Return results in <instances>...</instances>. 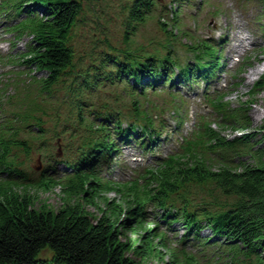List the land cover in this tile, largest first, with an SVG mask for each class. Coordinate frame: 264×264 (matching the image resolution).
I'll return each mask as SVG.
<instances>
[{
	"label": "trees",
	"instance_id": "1",
	"mask_svg": "<svg viewBox=\"0 0 264 264\" xmlns=\"http://www.w3.org/2000/svg\"><path fill=\"white\" fill-rule=\"evenodd\" d=\"M127 2L122 45H115L104 27L94 31L92 46L83 50L79 32L84 0H0L7 33L15 40L31 38L19 56L22 63L46 73L31 84L35 96L31 89L18 88L22 80H17L11 84L13 94H6L5 101L0 97V264H144L163 259L161 249L170 254L168 264H200V256L207 258L215 248L219 259L222 247L227 264H264V149L257 150L261 155L256 165L241 163L236 169L226 158L225 165L215 169L210 158L218 152L227 156L236 149L252 150L258 132L262 135L256 142L264 141V125L247 133L250 106L233 107L225 100L228 92H205L207 115L198 114L176 151L156 157L141 178L121 183L102 176L122 145L154 154L166 128V122L156 123L164 120L158 98L168 100V108L178 105L177 99L185 107L179 87L202 80L209 89L222 61L220 49L209 41L184 44L185 58L177 54L179 34L168 29L165 19L175 25L179 18L169 4ZM152 20L164 41L136 42L132 36ZM245 67L241 65L237 75ZM261 79L249 95L264 87V76ZM107 86L122 89L107 101L97 100ZM60 96L70 109L62 117L56 107ZM179 108L175 114L181 113ZM48 112L56 117L52 127L45 125ZM224 129L246 133L229 140L220 131ZM50 132L55 138L57 132L69 134L70 142L60 158L47 155V166L32 178L26 163ZM61 164L70 172L60 174ZM59 186L68 203L57 212L33 207L31 188L50 191ZM108 193L121 194V202L106 201L107 210L92 221L85 206L97 205ZM207 228L211 235L203 234ZM125 231L139 235L137 242L123 241ZM46 250L52 253L50 259L41 257ZM131 250L139 261L128 256Z\"/></svg>",
	"mask_w": 264,
	"mask_h": 264
},
{
	"label": "rangeland",
	"instance_id": "2",
	"mask_svg": "<svg viewBox=\"0 0 264 264\" xmlns=\"http://www.w3.org/2000/svg\"><path fill=\"white\" fill-rule=\"evenodd\" d=\"M164 4H171L173 9L177 10L179 22L175 25L165 19L168 29L179 34L178 35V55H183L187 52V46L184 44H191L197 41L206 40L207 38L214 39L220 42L222 55L224 56L225 65L218 71V76L211 82L212 90L216 88L224 89L227 85L229 94L226 101L230 102L233 107L245 106L247 108L248 117H250L251 126L247 133L258 130L264 125V87L254 96L249 95L253 89L254 84L262 80L264 76V69L259 73H253L252 70L256 68H264V1L263 0H196L192 4H182L173 2L172 0H161ZM183 2V0L181 1ZM86 14L84 21L81 25L79 32V47L83 50L92 46V34L94 31L99 33L100 28L106 27L111 41L118 46L123 43L124 27L127 18L125 6L128 4L127 0H84ZM159 24L156 20L148 22L146 25L141 26L139 32L133 39L138 43L147 44V38L153 40L164 41V34L158 29ZM7 20L0 17V55L3 62H0V97L2 100H7L6 94H13L11 84L22 80L17 86L18 88L28 89L31 94L36 93V88L31 84H35L36 80L46 76L44 71H35L27 68V65L22 63L20 54L26 51L30 37L24 36L20 40H15L12 34L6 35ZM189 31L191 36L181 34V31ZM98 35V34H97ZM96 35V36H97ZM87 46V47H86ZM13 60L14 62H8ZM238 63H246L245 70L239 77L235 78V69ZM223 69V70H222ZM25 70V71H23ZM237 71V70H236ZM23 72V73H22ZM32 72V73H31ZM20 75V76H19ZM35 76V77H34ZM242 79V80H241ZM241 80L240 86H232L233 82ZM22 85V86H21ZM200 87L196 89H189V85L181 86L182 99L186 102V106L182 104L180 99H177L175 107L168 108V100H161L158 98L160 110L164 118L156 122L157 124L165 123L166 128L163 130L162 139L155 147V153H143L139 146L122 145L121 153L113 157V162L109 167L105 166L102 169V176L105 179H112L117 182H134L137 177L141 178L140 174L143 173L145 168L152 167L156 157H164L173 153L178 148L180 139L184 135H188L194 128L196 119L200 115H205L207 107L203 104V88L204 84H199ZM225 86V87H224ZM122 86L110 87L107 86L101 89L98 93L97 100H109L112 94L121 91ZM7 92V93H6ZM34 95V94H33ZM35 96V95H34ZM129 99V98H126ZM62 97L56 102V107L62 117L66 112L69 113L70 109H66L65 104H61ZM249 101H252L248 103ZM162 105V106H161ZM180 107V108H179ZM7 109H13L12 106H6ZM168 108V109H167ZM180 110L182 119L176 117L174 112ZM187 109V112H183ZM0 115H3L4 109L0 110ZM12 111V110H8ZM50 115L45 117V125L52 127L53 120L56 118L54 113L48 112ZM156 118V113H153ZM213 128L219 130L216 125ZM62 130V127H58ZM222 135L227 139L232 140L235 137H242L243 130L234 131L232 129L220 130ZM59 133V138L53 137L52 132L44 135L45 145L40 146L38 150L33 152L29 162L26 163L29 175L32 178L38 177L41 170L45 169L50 157L47 155L56 154L57 158L63 155L65 145L70 142L69 134ZM262 133L258 132L253 140L254 147L251 149H236L238 151H230L227 156L224 152H218L219 155H211L215 169L225 165L224 160L229 163L231 167L236 169L241 163L256 165L260 153L257 150L264 149V141L257 143L256 140L261 138ZM55 139V141H54ZM57 139V140H56ZM57 171L60 174L70 172L64 165H59ZM51 173V172H50ZM55 173V172H53ZM17 180V178H15ZM145 184L141 185L144 186ZM30 195L33 200V207L36 210L53 211L57 212L64 204L68 203L66 195L62 187H56L50 191H39L36 188L30 189ZM121 194L108 193L102 195V199L97 201V205H86V210L90 213L92 221L97 222L103 215L102 210H107L106 201H121ZM196 202H201L195 198ZM210 200V199H207ZM222 203L224 201H221ZM214 203V202H213ZM214 206L216 204L214 203ZM216 209V208H215ZM153 223H149V227H153ZM174 228L178 233L182 232V227L175 224ZM204 235H211L210 229L203 231ZM123 241L135 243L139 239V235L132 232H124L121 237ZM219 241H222L220 238ZM223 247L218 251L219 259L215 255V250L211 253L207 252V258L200 256V264H227L229 262L227 253H223ZM163 259L157 257L153 258L144 264H168L170 261V254L167 250L161 249ZM51 251L46 250L41 254V257L51 258ZM128 256L139 261L140 258L135 255L134 251H130Z\"/></svg>",
	"mask_w": 264,
	"mask_h": 264
},
{
	"label": "bare ground",
	"instance_id": "3",
	"mask_svg": "<svg viewBox=\"0 0 264 264\" xmlns=\"http://www.w3.org/2000/svg\"><path fill=\"white\" fill-rule=\"evenodd\" d=\"M262 69H264V68H256V69H254V70H252L253 71V73H259ZM215 79V78H214ZM213 79V80H214Z\"/></svg>",
	"mask_w": 264,
	"mask_h": 264
}]
</instances>
